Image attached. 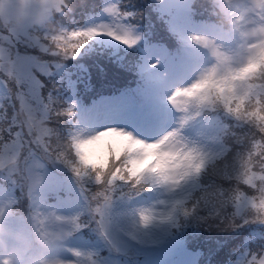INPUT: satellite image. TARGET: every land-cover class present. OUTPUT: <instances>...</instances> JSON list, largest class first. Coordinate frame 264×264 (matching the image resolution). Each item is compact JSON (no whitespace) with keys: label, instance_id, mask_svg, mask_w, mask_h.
Returning a JSON list of instances; mask_svg holds the SVG:
<instances>
[{"label":"snow or ice","instance_id":"obj_1","mask_svg":"<svg viewBox=\"0 0 264 264\" xmlns=\"http://www.w3.org/2000/svg\"><path fill=\"white\" fill-rule=\"evenodd\" d=\"M0 20V264L29 227L48 264H264V0H0Z\"/></svg>","mask_w":264,"mask_h":264},{"label":"clouds","instance_id":"obj_2","mask_svg":"<svg viewBox=\"0 0 264 264\" xmlns=\"http://www.w3.org/2000/svg\"><path fill=\"white\" fill-rule=\"evenodd\" d=\"M0 25L6 26L7 21L0 20ZM41 31L39 25H35L32 29L34 35L40 34ZM21 211L27 217V210L22 209ZM17 243L21 249L20 256L16 258L17 264H48L51 255L50 249L48 246L37 242L35 233L30 227L21 231Z\"/></svg>","mask_w":264,"mask_h":264},{"label":"rangeland","instance_id":"obj_3","mask_svg":"<svg viewBox=\"0 0 264 264\" xmlns=\"http://www.w3.org/2000/svg\"><path fill=\"white\" fill-rule=\"evenodd\" d=\"M119 100V95H114V96H109L108 98H102L98 101H96L95 103H93L91 106L89 107H84L85 109H95V113L96 114H106L109 111L113 110L115 107H117V101ZM163 104H161L162 107ZM163 107H165L163 105ZM174 117H172V121L170 123V127L174 126ZM129 130L131 131L132 129L129 128ZM61 211H71V209H64L62 208ZM144 264H150V255L146 254V260L144 262Z\"/></svg>","mask_w":264,"mask_h":264},{"label":"trees","instance_id":"obj_4","mask_svg":"<svg viewBox=\"0 0 264 264\" xmlns=\"http://www.w3.org/2000/svg\"><path fill=\"white\" fill-rule=\"evenodd\" d=\"M96 15L95 12H89L86 9V14L82 15L80 17V24L83 25L86 22H88L90 20V17H94ZM114 95H119V93L111 88V87H102L100 88L93 97L89 98V99H85L82 103L84 107H89L91 106L93 103H95L96 101L102 99V98H108L109 96H114Z\"/></svg>","mask_w":264,"mask_h":264}]
</instances>
